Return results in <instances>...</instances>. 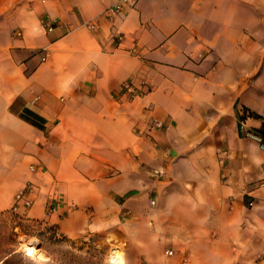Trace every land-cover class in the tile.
I'll return each mask as SVG.
<instances>
[{
  "label": "crops",
  "instance_id": "crops-1",
  "mask_svg": "<svg viewBox=\"0 0 264 264\" xmlns=\"http://www.w3.org/2000/svg\"><path fill=\"white\" fill-rule=\"evenodd\" d=\"M113 1L0 0V213L30 182L19 214L127 264L168 219L169 264H264V0Z\"/></svg>",
  "mask_w": 264,
  "mask_h": 264
},
{
  "label": "rangeland",
  "instance_id": "rangeland-1",
  "mask_svg": "<svg viewBox=\"0 0 264 264\" xmlns=\"http://www.w3.org/2000/svg\"><path fill=\"white\" fill-rule=\"evenodd\" d=\"M251 204L248 203L249 206ZM164 224L165 227L161 232L169 239L163 244L158 260L163 264H169L179 254L180 249L177 244H181L182 238L179 237L176 241V235L173 233L175 220L168 219ZM47 226H51V229ZM70 239L76 245H83L81 252L70 247L68 240H61V234L52 225L27 219L21 214L11 212L10 209L0 213V262L7 257L8 264H47L49 259L57 263L67 250L84 255L85 251L91 252L90 247H93L100 251L98 256L103 262L127 264L122 260V246L104 243L102 234L87 233ZM173 244H175V252L168 253V249H172ZM179 247L181 248L180 245ZM30 248L32 251H29ZM145 263L144 260L137 262V264Z\"/></svg>",
  "mask_w": 264,
  "mask_h": 264
},
{
  "label": "built area",
  "instance_id": "built-area-1",
  "mask_svg": "<svg viewBox=\"0 0 264 264\" xmlns=\"http://www.w3.org/2000/svg\"><path fill=\"white\" fill-rule=\"evenodd\" d=\"M126 1L128 0H114L104 10L105 15L107 17L112 16L114 13H116L117 11L121 9L122 4ZM84 24L90 29L95 28V23L93 21H87ZM45 25H46L47 30L52 28V24L49 20H45ZM116 37L120 39L122 37V34L119 33L116 35ZM132 51H134V48L132 49ZM122 86L124 88V91H126L127 93L134 92L133 86L129 82H124ZM243 113L245 114L246 112L243 111ZM155 125L160 126L161 122L156 121ZM240 128H241V133L243 137L253 140L254 142L257 143V145L259 146L261 150H264V136H261L256 130L246 127L243 122L240 123ZM29 169L33 170L34 167L30 165ZM151 173L154 176H160L162 174V171L160 169L153 168L151 170ZM33 188H34L33 184L29 182L18 193L15 194L13 204L10 207L11 212L19 214L20 209H22L23 207H28L32 204L33 198H32L31 193L33 191ZM150 202L154 203V200L151 199ZM57 213L59 212L57 211V206L54 200H49L46 204L45 214L51 215V214H57ZM171 252H172L171 250H168V253H171Z\"/></svg>",
  "mask_w": 264,
  "mask_h": 264
},
{
  "label": "trees",
  "instance_id": "trees-1",
  "mask_svg": "<svg viewBox=\"0 0 264 264\" xmlns=\"http://www.w3.org/2000/svg\"><path fill=\"white\" fill-rule=\"evenodd\" d=\"M256 131L261 135L264 136V120H262V123ZM49 229H51V226H47ZM61 240H68V245L72 248H75L77 251L81 252L83 249V245H76L73 240L70 238L61 235ZM91 252L85 251L86 254H79L75 253L73 251L67 250L65 254H62L60 256L59 261L56 263L53 259H49L47 264H108L103 262L100 257L98 256L100 251L97 249L90 247ZM0 264H8V258H4Z\"/></svg>",
  "mask_w": 264,
  "mask_h": 264
},
{
  "label": "bare ground",
  "instance_id": "bare-ground-1",
  "mask_svg": "<svg viewBox=\"0 0 264 264\" xmlns=\"http://www.w3.org/2000/svg\"><path fill=\"white\" fill-rule=\"evenodd\" d=\"M29 251H32V248H30Z\"/></svg>",
  "mask_w": 264,
  "mask_h": 264
}]
</instances>
